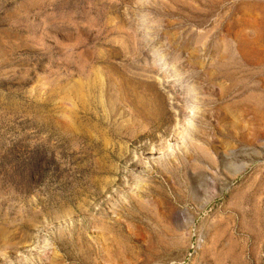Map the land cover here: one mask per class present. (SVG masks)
Segmentation results:
<instances>
[{
	"label": "rangeland",
	"instance_id": "374dc122",
	"mask_svg": "<svg viewBox=\"0 0 264 264\" xmlns=\"http://www.w3.org/2000/svg\"><path fill=\"white\" fill-rule=\"evenodd\" d=\"M0 264H264V0H0Z\"/></svg>",
	"mask_w": 264,
	"mask_h": 264
}]
</instances>
